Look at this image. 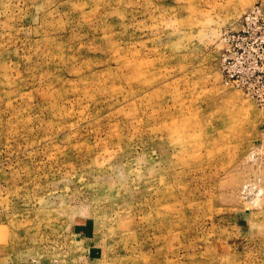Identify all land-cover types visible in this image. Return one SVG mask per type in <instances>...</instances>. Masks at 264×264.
Segmentation results:
<instances>
[{"label":"rangeland","instance_id":"374dc122","mask_svg":"<svg viewBox=\"0 0 264 264\" xmlns=\"http://www.w3.org/2000/svg\"><path fill=\"white\" fill-rule=\"evenodd\" d=\"M257 7L0 0V264H264Z\"/></svg>","mask_w":264,"mask_h":264},{"label":"built area","instance_id":"2783aa9c","mask_svg":"<svg viewBox=\"0 0 264 264\" xmlns=\"http://www.w3.org/2000/svg\"><path fill=\"white\" fill-rule=\"evenodd\" d=\"M250 13L252 14L251 20L248 19V18H246V21H245L244 25L243 24L241 25V27L239 28L240 31L237 33V35L242 34V37H241L242 39H246L247 38V36L244 35L245 32L248 33L249 35L251 34V37L252 38H254V35H256L257 33H260L261 32L259 30H253L252 32H250V31L246 30V28L249 27V23L251 21H252L251 23H253V22H256V21H258L260 19L263 20L264 19V13H263V11L261 10L260 7H257L253 11H250ZM263 39H261V40H263Z\"/></svg>","mask_w":264,"mask_h":264}]
</instances>
